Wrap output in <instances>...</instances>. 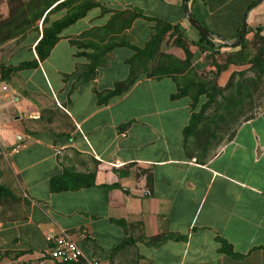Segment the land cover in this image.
Segmentation results:
<instances>
[{
	"label": "crops",
	"instance_id": "obj_1",
	"mask_svg": "<svg viewBox=\"0 0 264 264\" xmlns=\"http://www.w3.org/2000/svg\"><path fill=\"white\" fill-rule=\"evenodd\" d=\"M94 1L100 6L63 28L42 60L33 50L41 19L1 47L0 264H59L47 257L45 236L60 231L81 252L73 264H264V101L196 161L182 138L191 99L172 97L180 75H150L157 55L129 64L166 24L182 35L190 67L212 70L186 12L227 42L244 23L243 42L220 49L239 51L233 60L242 64L254 31L264 36V0ZM130 13L138 16L124 27ZM171 31L158 51L182 59ZM130 70L127 90L98 104L97 94ZM64 175L86 182L51 190Z\"/></svg>",
	"mask_w": 264,
	"mask_h": 264
},
{
	"label": "trees",
	"instance_id": "obj_2",
	"mask_svg": "<svg viewBox=\"0 0 264 264\" xmlns=\"http://www.w3.org/2000/svg\"><path fill=\"white\" fill-rule=\"evenodd\" d=\"M29 2H37L36 6L39 8L37 12L34 11H28L29 13H34L30 14L31 15V20L24 19L23 21L20 19L23 17L25 14H27V10H21L18 8V13L16 17L9 18L8 21L6 19H3L0 21V43L3 41H6L7 39H12L14 38L15 35L22 33L24 31L23 29L25 27H30L32 24L36 21L41 19V36L40 38L36 41L33 50L34 54L38 58V60H42L45 58L52 46L56 43L58 40V34L59 32L65 28L66 26L70 25L74 21L82 18L85 13L94 8V7H99L100 4L95 2L94 0H30ZM47 11V12H46ZM59 11H65V13L62 15V17L58 20H55L54 22H49V17L50 15L57 13ZM46 12V13H45ZM121 13V12H120ZM123 13V12H122ZM114 14L113 18L115 19L116 17H123L124 14ZM116 15V16H115ZM138 16V14H132L130 13L129 16L123 21V26L127 27L131 20ZM18 23H15V22ZM11 24V28H10ZM28 27V28H29ZM171 31V36L173 37V45L177 48H179L182 53H183V59L182 61L176 60L173 57H169L167 55H162L158 51V44L160 43V38L161 36L166 32V31ZM260 29H257L253 33L252 40L254 42V45L256 46V49L254 50L252 56H250L248 64L249 67H251L249 70H257L254 78L255 81L254 83L258 84V81L260 80V77L262 74H264V36L259 34ZM17 32V33H16ZM245 31L242 33V36L240 38L239 44L243 42V35ZM184 40L182 35L179 33L178 29L175 26H169L166 24H159L158 27L155 29L154 35L151 37V39L147 42V44L142 48V49H135V54L130 60V69L131 66L133 67V64L135 62H139L141 60L144 61L152 59L155 55H157V58H160L162 62H165V67L162 68L161 66L157 67V69H154L152 72H150V75H156V76H162V75H169V76H175L177 77L178 75H182L183 78L187 76V74H191L193 78H196V72L194 68L190 67V54L186 47L184 46ZM197 46L201 53L203 54L205 52V56H203V60L207 62L208 60L212 61L214 57L218 55H223L224 53H220L221 48L227 47L226 45L222 44L217 47L212 46L211 40L206 39L204 36H201L199 34V41L197 43ZM227 56H231L233 59H240L241 58V53L238 51L237 53L234 54H226ZM232 59V60H233ZM209 63V62H208ZM214 63V62H213ZM35 64V63H34ZM212 65V62L209 63ZM28 64H22L18 66V69L27 67ZM218 70L219 68L216 67ZM16 69L10 68L8 72H13ZM3 71V70H2ZM131 74H133V70H130V76L128 79H126L124 82L117 83L113 86L112 90L107 91L104 93V95H98L97 94V103L98 104H104L106 103L107 99L112 98L114 96H119L123 92L127 90V88L134 82L135 76L131 77ZM239 75H243L239 73ZM1 79H4V77L1 75ZM243 82L245 80H241V82L237 83L235 86L234 92L228 96V97H223L221 98V102L217 103V108L213 112V114L210 116L212 117L211 120V130L210 132V141H206L205 145L203 144L201 148H199V153L197 157L207 155L208 150H210V143L212 142L213 145L215 144V139L218 137V135L222 132V135L224 132H228L230 128L226 127V121L228 120V117L235 108L241 107L243 103V94L246 93L244 88H243ZM228 88H234L232 87V84L230 82L227 83ZM255 87V89H256ZM204 84L202 83H196L194 79L191 81H188L187 83L183 84V86L177 90L178 92L174 95H172L173 98L179 97V96H186L189 99H191V104L192 106L195 107L194 104H197V99L199 98V95L204 94L207 97V102L209 103L215 93V89L209 88L211 91L209 94L206 93V90L203 89ZM254 89V90H255ZM193 93V94H191ZM204 103V104H205ZM204 104H200L198 107V110L195 112L193 111L190 114L188 124L187 126L182 130V138H183V143H184V149L186 152V155L189 157L190 155L188 154V149H187V141L190 137L196 136L197 133V125H199L202 121H206V117H202L204 107H201ZM254 115L256 114H251L249 117H245L242 120L237 119L236 116V123L234 124L235 126L233 129L230 131L229 136L233 133L234 129L240 125L242 122H245L249 119H251ZM223 125L226 127L222 131ZM214 141V142H213ZM205 159L202 158V161ZM71 178V177H70ZM83 177H75L73 180H69V178L64 175L60 179L52 181L50 184L51 190H68L72 188H76L80 185H84L86 182L84 179H81ZM4 192L7 194L6 190L3 188V186H0V196ZM226 252V251H224ZM80 260V259H79ZM78 260V261H79Z\"/></svg>",
	"mask_w": 264,
	"mask_h": 264
},
{
	"label": "rangeland",
	"instance_id": "obj_3",
	"mask_svg": "<svg viewBox=\"0 0 264 264\" xmlns=\"http://www.w3.org/2000/svg\"><path fill=\"white\" fill-rule=\"evenodd\" d=\"M29 1L30 0H0V21L3 19H6L8 21L10 17L11 18L16 17L18 13H15V10L16 12H18L17 11L18 8L21 10H25V11L27 10V14H25L23 17L20 18L22 21L24 19L31 20L30 14H34V13H29L28 11L37 12L39 8H37L36 6L37 2H29ZM60 12L62 11H59L57 13L50 15L49 19H52L53 17L59 15L58 13ZM15 23H18V22L16 21ZM32 25H35V23H33ZM28 27H25L23 29L24 31H22V33L15 35L14 38L15 37L18 38V36L24 34L31 26L29 28ZM10 28H11V24H10ZM37 28L38 30L41 29L39 24H37ZM249 40H250L249 49L251 52L250 56H252L254 50L256 49V46L254 45L252 38H250ZM8 41H11V39H7L6 41H3L0 43V50H1V47L4 46V44ZM17 42L18 40L13 41L9 45H7L5 52L8 51L9 48H12L15 44H17ZM21 55H25V53L20 52L16 58L21 57ZM162 55H167V54H162ZM167 56L170 57V55H167ZM154 58H157V56H155ZM182 59H178V60L182 61ZM232 59L233 58H231V56H227L226 53H224L223 55H218L214 57L212 61L211 60L207 61L209 63L212 62V65H211L212 70L196 72V76H197L196 78H193L191 74H187L185 78H183V76L180 75L178 82H176L177 88L179 89L180 85L182 87L183 84L187 83L188 81H191V79L192 80L194 79V81L197 84L198 83L204 84L203 89L206 90L207 94L211 92L209 88H213L217 92L215 93L213 99L209 103H205L207 102L206 95L201 94L199 95V98L197 99V104H194L195 107L192 106L191 104L192 108H194V111L196 112L198 110L199 105L205 103L204 105L201 106V107H204L202 117H206V120L208 121V122L202 121L199 125H197L196 136L190 137L187 141L188 154L194 157L196 161H202L203 156L197 157L198 153L200 152L199 148H201L203 144L204 145L206 144L204 142L208 140L210 141L211 139L210 132H212V130H211V120L210 119L212 117L210 116L216 110L217 103L221 102L222 100L221 98L225 96L228 97L234 92L233 89H235V86L237 83L241 82V80H245V82H243V88L246 93L243 94L244 95L243 103L241 107L235 108L232 113L230 110V114H228L229 115L228 120L226 121V125H227L226 127L230 128V130H228V132H224L223 135L221 132L218 135V137H216V139L214 140L216 144L214 147V150L216 151L219 145L224 143L225 140L228 138L230 131L233 129V127L235 126L234 124L237 121L236 116H237V119L239 118V120H242L245 117H249V115L251 114H257L258 112L262 110L263 101H264V74L261 75L260 80L258 81V84L256 87V84L254 83L255 81L254 76L257 70H253V71L249 70L251 68L249 67V64H248L249 60H246L242 62L241 64ZM161 64H162V61H157L156 67L161 66ZM216 67H218L219 69L217 70ZM154 69L155 67L152 68V70L150 71L148 70L147 72L150 73ZM239 73L243 75L241 76L239 75ZM228 82H230L232 84V87L234 88H228L227 87ZM177 92L178 91L176 90L175 94ZM226 127L223 125L222 131ZM212 145L213 144L211 142L209 146L211 147ZM210 151L211 149L208 150L207 155L211 154Z\"/></svg>",
	"mask_w": 264,
	"mask_h": 264
},
{
	"label": "built area",
	"instance_id": "obj_4",
	"mask_svg": "<svg viewBox=\"0 0 264 264\" xmlns=\"http://www.w3.org/2000/svg\"><path fill=\"white\" fill-rule=\"evenodd\" d=\"M212 46L217 47L224 44L222 40H211ZM205 56V52L202 54ZM82 237V235L80 236ZM45 241L48 243L46 255L50 260L59 264H73L82 257L72 234L60 231L56 234H46ZM87 264H98L96 261H88Z\"/></svg>",
	"mask_w": 264,
	"mask_h": 264
},
{
	"label": "water",
	"instance_id": "obj_5",
	"mask_svg": "<svg viewBox=\"0 0 264 264\" xmlns=\"http://www.w3.org/2000/svg\"><path fill=\"white\" fill-rule=\"evenodd\" d=\"M185 17L187 22L189 23V25L201 36H204L205 38H211L209 33L206 32L204 29H202L200 26H198L193 20L192 18L188 15V13H185ZM245 30V24L242 23L240 29L237 32L236 38L231 41V42H227V41H223L224 45H226L229 48H233L236 47L239 44L240 38L242 36V33Z\"/></svg>",
	"mask_w": 264,
	"mask_h": 264
},
{
	"label": "clouds",
	"instance_id": "obj_6",
	"mask_svg": "<svg viewBox=\"0 0 264 264\" xmlns=\"http://www.w3.org/2000/svg\"><path fill=\"white\" fill-rule=\"evenodd\" d=\"M211 39H212V38H211ZM211 39H210V40H211Z\"/></svg>",
	"mask_w": 264,
	"mask_h": 264
}]
</instances>
